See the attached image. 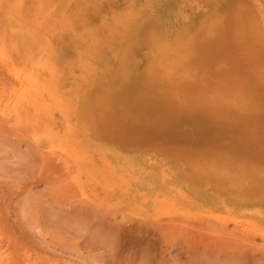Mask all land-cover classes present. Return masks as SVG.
Returning <instances> with one entry per match:
<instances>
[{"label": "rangeland", "instance_id": "obj_1", "mask_svg": "<svg viewBox=\"0 0 264 264\" xmlns=\"http://www.w3.org/2000/svg\"><path fill=\"white\" fill-rule=\"evenodd\" d=\"M260 10L0 0L9 65L46 61L38 77L68 110L15 114L0 60V264H264L247 226L264 230ZM69 148L109 162L126 191L79 190Z\"/></svg>", "mask_w": 264, "mask_h": 264}, {"label": "bare ground", "instance_id": "obj_2", "mask_svg": "<svg viewBox=\"0 0 264 264\" xmlns=\"http://www.w3.org/2000/svg\"><path fill=\"white\" fill-rule=\"evenodd\" d=\"M258 18H259V22H258L259 27H261L262 28L261 30L263 31L262 34H258V35L261 38V40L264 41V10L259 11ZM5 53H6L5 51L3 52L0 49V60L2 62V67L9 73L10 80L13 83H15V88L11 92L12 99L10 100L9 103H6V105H8V108H10L15 114L18 115L17 111L20 109V107L24 108L25 105L27 106L30 104L31 109L38 110L41 112V114H44L49 111V107L51 106V104H53L58 108V110L61 113V116L64 117L65 115L66 117L68 110H66L63 100L59 99V95L56 93V88L52 86L50 87L49 86L50 83L41 80L36 72L35 69L36 67H34V65L35 66L39 65L41 68H46L47 67L46 61L43 60L40 61V63L36 62L33 63L34 64L33 65L31 59H28L29 60L28 63L24 64L23 66H19V65L15 66L13 64L9 65V63L12 62L11 61L12 59L10 58V56H6ZM14 96L15 97L17 96V98L14 99H19V101L24 99L25 101L19 105L18 103H15L17 102V100L13 99ZM4 108H6V106H4ZM50 149L52 153L55 152V149L53 147H50ZM63 155L65 156L68 155V158L71 160L74 168L76 169V174H77L76 176L81 177V179L78 181L77 184L79 190H82L84 187L85 188L88 187L92 191L103 195H105L104 193H107L108 191H110L111 193L115 191H120V192L126 191V184L124 182L125 180L122 173L118 169H114V166H111L109 162H104L103 165H98L94 162V160L88 154V152L81 151L79 148L78 149L69 148L67 152L62 154V156ZM84 189L82 191H84ZM217 218L219 219V217ZM242 225L244 226V223H242ZM247 226L253 227V230L255 232L259 231L260 235L264 236V230L262 229L258 230V228H255V225L252 222L250 223L248 222ZM209 232H211V230ZM224 234L226 235V233ZM251 236L253 237L252 234Z\"/></svg>", "mask_w": 264, "mask_h": 264}]
</instances>
